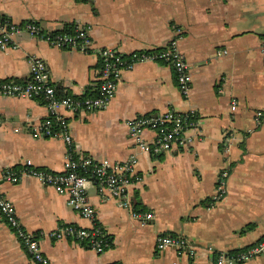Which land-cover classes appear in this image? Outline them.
Masks as SVG:
<instances>
[{
    "label": "crops",
    "instance_id": "obj_1",
    "mask_svg": "<svg viewBox=\"0 0 264 264\" xmlns=\"http://www.w3.org/2000/svg\"><path fill=\"white\" fill-rule=\"evenodd\" d=\"M0 13L17 22L36 20L45 30L89 25L95 45L125 54L162 47L174 38L190 64L187 96L170 65L144 61L121 70L104 108L61 110L79 151L110 162L137 153L142 178L128 190L130 206L114 197L102 199L94 185L87 186L95 220L111 238L109 248L97 252L71 237L45 234L65 223L92 224L53 186L31 176L2 182L21 222L40 235L52 264H215L217 251L264 237V114L260 121L255 115L264 108V0H0ZM13 38L17 46L0 49V80L27 79L28 58L37 55L45 60L57 93L96 92L98 54L51 46L24 31ZM170 107L197 114L186 143L155 156L137 150L128 120ZM47 114L40 97L0 94V169L23 164L62 169L64 141L32 134ZM229 132L233 138L224 152L221 139ZM142 137L152 142L155 130L144 128ZM222 167L229 168L227 192L211 206ZM133 208L153 217L141 222L131 214ZM157 233L184 235L195 254L156 249ZM0 264H36L1 214ZM226 264H264V253Z\"/></svg>",
    "mask_w": 264,
    "mask_h": 264
},
{
    "label": "built area",
    "instance_id": "obj_2",
    "mask_svg": "<svg viewBox=\"0 0 264 264\" xmlns=\"http://www.w3.org/2000/svg\"><path fill=\"white\" fill-rule=\"evenodd\" d=\"M22 31L44 40L51 46L98 54L99 77L94 94H59L45 60L40 56L31 55L28 58L29 77L27 79L0 80L1 95L43 99L48 114L36 124L32 130L33 135L57 136L65 143V156L61 170L42 168L32 164L4 166L0 169V214L36 264H52L40 246V235L25 227L19 219L13 201L6 196L1 187L4 181L17 182L27 176L37 178L53 186L57 192L65 194L67 203L81 216L92 221L90 226L74 223L61 224L47 230L45 234L52 238L71 237L97 252H102L111 246V238L102 224L95 220L96 208L88 199L87 186L94 185L102 199L110 196L116 198L120 205L130 206L128 190L142 178L136 168L137 153H131L125 160L110 162L105 158H96L79 151L73 141L67 116L61 110L79 112L104 108L115 94L116 82L121 70L144 61H161L170 65L180 92L187 96L192 81L190 64L174 38L162 47L139 49L125 54L113 46L95 45L89 25L77 24L72 29L45 30L36 20L17 22L9 15L0 13V49L17 46L13 36ZM262 51L264 54V46ZM235 107L236 100L232 99L231 108ZM263 114L264 108L256 111L257 121L263 118ZM196 122L197 114L194 109L180 111L170 107L162 112L135 115L128 120V127L130 134L134 137L137 150L155 156L173 145H184L188 140L187 129L194 126ZM144 128L155 130V139L152 142L142 137ZM232 138L233 135L230 132L223 134L221 142L224 152L229 151ZM228 176L229 168L222 167L217 174L211 206L227 192ZM131 214L141 222L153 217L151 211H140L134 208L131 209ZM154 243L158 250L174 247L179 254L186 253L189 256L195 254L194 244L181 234L157 233ZM262 253H264V237L235 250H219L214 255V262L215 264L238 263ZM110 264L119 263L115 261Z\"/></svg>",
    "mask_w": 264,
    "mask_h": 264
},
{
    "label": "trees",
    "instance_id": "obj_3",
    "mask_svg": "<svg viewBox=\"0 0 264 264\" xmlns=\"http://www.w3.org/2000/svg\"><path fill=\"white\" fill-rule=\"evenodd\" d=\"M66 29H72V28L67 26V28H66Z\"/></svg>",
    "mask_w": 264,
    "mask_h": 264
}]
</instances>
